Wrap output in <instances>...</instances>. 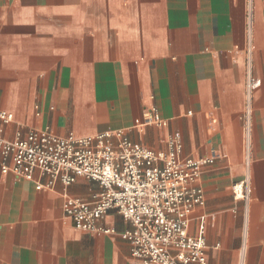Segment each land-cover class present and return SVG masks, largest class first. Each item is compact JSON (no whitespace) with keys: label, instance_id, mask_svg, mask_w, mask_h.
<instances>
[{"label":"crops","instance_id":"0c3cea01","mask_svg":"<svg viewBox=\"0 0 264 264\" xmlns=\"http://www.w3.org/2000/svg\"><path fill=\"white\" fill-rule=\"evenodd\" d=\"M2 110L10 140L123 129L168 151L180 132L182 157H214L189 225L205 229L207 264H264V0H0ZM49 179L0 173V264H144L119 211L98 221L115 233L66 215L69 198H96L97 181ZM242 181L248 199L233 191Z\"/></svg>","mask_w":264,"mask_h":264},{"label":"built area","instance_id":"2783aa9c","mask_svg":"<svg viewBox=\"0 0 264 264\" xmlns=\"http://www.w3.org/2000/svg\"><path fill=\"white\" fill-rule=\"evenodd\" d=\"M261 79L250 78L252 91ZM13 113L0 111V173L34 180L36 172L69 185L79 176L97 181L102 189L92 201L69 198L66 215L84 231L115 233L98 221L115 209L131 222L121 236L131 244L133 256L144 264H207L205 229L189 233L190 213L206 196L198 181L211 155L182 157L180 132L168 139V151L155 150L132 140L123 129L85 136H63L49 127L31 129L25 137L7 139L5 124ZM151 122L166 126L157 108ZM42 184L38 183L37 187ZM236 196L249 198L246 181L233 187Z\"/></svg>","mask_w":264,"mask_h":264}]
</instances>
